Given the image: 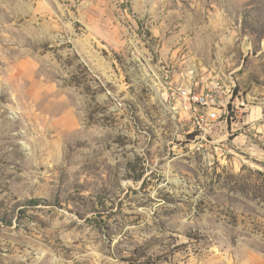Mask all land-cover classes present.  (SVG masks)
Returning a JSON list of instances; mask_svg holds the SVG:
<instances>
[{
    "label": "rangeland",
    "instance_id": "obj_1",
    "mask_svg": "<svg viewBox=\"0 0 264 264\" xmlns=\"http://www.w3.org/2000/svg\"><path fill=\"white\" fill-rule=\"evenodd\" d=\"M0 264H264V0H0Z\"/></svg>",
    "mask_w": 264,
    "mask_h": 264
},
{
    "label": "built area",
    "instance_id": "obj_2",
    "mask_svg": "<svg viewBox=\"0 0 264 264\" xmlns=\"http://www.w3.org/2000/svg\"><path fill=\"white\" fill-rule=\"evenodd\" d=\"M223 82L215 80L202 90L190 86L170 88L179 99L181 112L185 113L193 125L192 142L196 150H201L208 142L215 124L224 122L228 127L236 117L232 92L226 93Z\"/></svg>",
    "mask_w": 264,
    "mask_h": 264
},
{
    "label": "trees",
    "instance_id": "obj_3",
    "mask_svg": "<svg viewBox=\"0 0 264 264\" xmlns=\"http://www.w3.org/2000/svg\"><path fill=\"white\" fill-rule=\"evenodd\" d=\"M191 136H193V134H191Z\"/></svg>",
    "mask_w": 264,
    "mask_h": 264
}]
</instances>
